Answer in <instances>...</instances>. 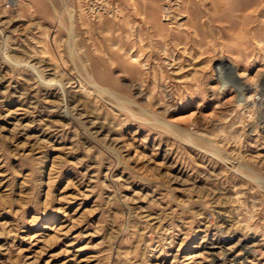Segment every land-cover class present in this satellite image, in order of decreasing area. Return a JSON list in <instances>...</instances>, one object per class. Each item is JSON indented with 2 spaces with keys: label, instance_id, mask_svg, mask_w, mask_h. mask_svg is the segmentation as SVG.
<instances>
[{
  "label": "rangeland",
  "instance_id": "1",
  "mask_svg": "<svg viewBox=\"0 0 264 264\" xmlns=\"http://www.w3.org/2000/svg\"><path fill=\"white\" fill-rule=\"evenodd\" d=\"M263 102L264 0H0V264H264Z\"/></svg>",
  "mask_w": 264,
  "mask_h": 264
},
{
  "label": "bare ground",
  "instance_id": "2",
  "mask_svg": "<svg viewBox=\"0 0 264 264\" xmlns=\"http://www.w3.org/2000/svg\"><path fill=\"white\" fill-rule=\"evenodd\" d=\"M14 1L15 0H11L12 3ZM245 85L247 86L246 90L251 88L249 84L245 83ZM262 128V132H264V126ZM177 178L179 179V177ZM182 180L184 179H181V181ZM237 234L238 233L235 232L228 239L221 236L206 234L198 245V249H200L201 254L208 259L209 264H243L247 259L255 255L257 248L259 247V242L257 241V237L253 236L249 238H239L237 242L233 244V240Z\"/></svg>",
  "mask_w": 264,
  "mask_h": 264
}]
</instances>
